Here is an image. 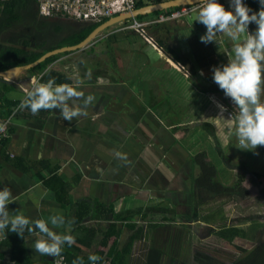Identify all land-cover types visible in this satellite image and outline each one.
<instances>
[{"label":"crops","instance_id":"obj_1","mask_svg":"<svg viewBox=\"0 0 264 264\" xmlns=\"http://www.w3.org/2000/svg\"><path fill=\"white\" fill-rule=\"evenodd\" d=\"M195 13L185 19L186 25L168 22L173 25L165 29L166 36L174 31L176 43L170 46L180 51L185 65L174 62L155 33L157 47L145 40L144 44L141 39L130 40L132 31L120 30L119 23L100 32L83 48L58 53L61 55L45 70L33 67L22 72L19 78L28 80L27 86L0 82L5 97L19 101L6 117L0 104V122L9 121L8 135L0 143V187L7 185L14 196L7 205L10 215L20 212L30 219H47L61 212L65 223L50 227L74 236L73 251L84 257H102L101 263L96 260L95 264H116L112 250L125 249L130 239L134 242L127 264H146V255L148 258L153 248L162 254L166 247L174 248L179 235L167 230L168 219L189 224L192 231L199 225V234L225 219L223 209L212 208V198L195 183L199 170L194 156L200 151H190L188 144L179 145L186 136L175 127L189 120L172 108L178 106V100H172V87L163 80L164 75H170L179 81L176 89L180 87L185 95L195 91L199 107H207V112L202 109L203 116L212 108L207 96L235 109L220 89L203 90L197 84L200 79L214 82L212 66L227 62L234 42L224 34L217 37L219 45L200 41L205 26L194 20ZM252 24L250 31L255 28ZM164 33L159 30L160 35ZM49 71L54 83H68L84 96L93 97L86 106L87 115L66 120L59 116L58 108L32 113L26 106L19 107L27 91L43 83L41 78ZM193 79L199 81L195 84ZM178 104L182 109L187 102ZM217 121L209 123L220 133ZM117 151L123 158L115 155ZM113 225L118 234L108 235L105 243ZM2 230L5 240L0 243V264H55L57 258H65L67 243L56 257L42 255L32 248L35 236L9 232L7 226ZM180 240L185 242L182 236ZM189 249L194 250L193 243Z\"/></svg>","mask_w":264,"mask_h":264},{"label":"clouds","instance_id":"obj_2","mask_svg":"<svg viewBox=\"0 0 264 264\" xmlns=\"http://www.w3.org/2000/svg\"><path fill=\"white\" fill-rule=\"evenodd\" d=\"M201 6L196 11L194 20L205 26V31L199 39L203 43L214 42L219 45V34H224L231 41L232 55L226 63L212 66V79L230 97L235 106V115L231 113L227 119L228 127L233 128L238 144L242 149H255L264 145V0H257L259 7L253 10L245 0H228L226 7L221 0H199ZM255 28L249 30V24ZM203 74V70H201ZM50 77L46 82L37 83L27 91L19 103L32 113L39 109L58 108L59 116L66 120L87 115L86 106L92 101L91 95L84 93L68 83H54ZM83 98L79 100V98ZM221 112L223 105H219ZM241 148V147H240ZM117 157L123 154L117 151ZM14 200L10 188L0 187V229L8 227L9 232L23 236L25 232L35 236L32 248L40 254L57 256L62 252V246L71 245L74 236L68 233L60 234L52 226L60 227L65 223L63 214L57 211L45 218H33L16 212L10 215L7 205ZM99 257L89 254L88 260L93 262ZM72 264H83L81 257L73 259Z\"/></svg>","mask_w":264,"mask_h":264},{"label":"trees","instance_id":"obj_3","mask_svg":"<svg viewBox=\"0 0 264 264\" xmlns=\"http://www.w3.org/2000/svg\"><path fill=\"white\" fill-rule=\"evenodd\" d=\"M159 1L164 0H148L150 3ZM221 2L225 4L224 0H221ZM245 2L253 10L259 7L257 0H245ZM144 5L145 3L142 0L137 2L138 8ZM144 17V15H140L138 19L141 20ZM98 25L99 24L86 22L81 23L63 17L47 18L40 16L35 0H13L6 2L0 7V70L34 62L50 50L76 45L84 40ZM254 26L255 24L253 23L252 28H254ZM159 27V24H157L156 26L150 27L149 30L153 29V33L158 34H156L158 43L174 61L181 62L185 65L180 51L163 41L162 35H159ZM173 43H176V38L174 37ZM59 55L61 54L48 57L33 69L40 71L45 70L48 64L54 61ZM209 61H213V59L209 58ZM193 71L195 70L193 69ZM51 72L52 71L45 73L41 81L46 82L50 78ZM195 75L196 72H193V76ZM193 82L196 84L194 79ZM5 90H7V88ZM18 102L17 100H9V98L5 97V93L0 91V104L3 106V109H5L3 110L5 112L4 117L11 112V108L16 106ZM46 111H48V109L41 108L37 112L42 113ZM202 126L204 130H206L205 132H207V135L209 134V136L217 139L211 123L205 122ZM2 141H5V138ZM219 144L220 142L217 139L215 145L212 147L218 151V154H220L224 160H229ZM257 149L259 151H264V145H257ZM194 163L199 170V174L195 178V183L197 187L204 192L205 195L210 196V198L215 196H228L230 198L246 199L251 196V190L249 186H247V184H251L258 192L256 196L258 202H264V173L241 166L237 181L232 186H229L218 180L216 166L209 161L206 152H199L196 154L194 156ZM262 220L264 221V216ZM111 228L112 232H108L105 237L118 234L116 226L113 225ZM215 233L225 247L234 249L243 254L242 258L234 264H264V243L251 249L247 254H244L246 250L233 242L236 237L246 235V230L237 226L224 225L216 230ZM108 240L109 237L105 240V243ZM3 241L1 243H3ZM133 242L134 240L130 239L128 246L121 251L116 250V248L112 250V259L116 264H127L126 260L130 254V248ZM72 247L71 244L64 251L65 258L69 264H72L73 259L77 256L82 258L83 264L91 263L88 257H84L80 253L73 251ZM162 259V251L153 248L148 253L146 264H161ZM101 260L102 257H99L98 261H100V263ZM109 260H111V257Z\"/></svg>","mask_w":264,"mask_h":264},{"label":"rangeland","instance_id":"obj_4","mask_svg":"<svg viewBox=\"0 0 264 264\" xmlns=\"http://www.w3.org/2000/svg\"><path fill=\"white\" fill-rule=\"evenodd\" d=\"M142 1H144L145 4L150 3L148 2V0ZM225 2L227 7L228 0H225ZM200 6L201 4L192 6V12L194 13L195 11H198ZM179 21H181V23H184L182 25L187 24V21L184 18H180ZM175 24L178 25L177 23ZM166 25L167 26H160L159 30L164 33L166 32L165 29L168 27V25L172 26L173 24L167 23ZM153 32V29L148 30L149 35L156 39L154 37L156 35H154ZM173 33L174 31H172V35L170 33L169 36H166V34H168L167 32L162 35L166 39V44H173ZM128 37L130 40L136 41H139L141 39L138 34L133 32H130ZM142 43L144 44L145 42L142 40ZM206 61L207 58H205L203 62ZM171 64H173L174 66V63L171 62ZM183 71L185 72L186 70ZM163 80L172 87L170 91V93L173 95L172 100H178V103L187 102L188 105L180 109L178 107L179 104L177 103L176 105L178 106L172 107L173 109L177 108L178 114H180V112L183 113V115L192 122L188 124L189 127L186 128L188 130L186 131V133H184V136H186L185 141L179 142V145L185 146L186 144H188L190 151L195 150L206 152L209 161L216 166L218 180L229 186H232L237 181L241 166H245L250 170L264 173V151H259L257 149V146L255 147V149H242L243 146L238 144L237 138L234 134V126L231 130L228 127L227 114L225 112H221V109H219L215 105V103L209 98V96H207L208 99H206V101L211 104L214 110H212V108H209L210 113L208 114V116L206 113V115L203 116L202 109L205 110L204 112H207V107L205 106L203 108L202 105L201 108L199 107L200 103L198 102L197 98L198 94L195 91L192 95H185L180 87L176 89V83L180 84L179 81H175V79H173L170 75H164ZM197 84H199L200 89L206 88L207 90L209 89L213 91H217L218 89H220L216 83L211 82L210 80L207 81L200 79ZM220 91L221 95L224 96L223 90L220 89ZM232 108L228 107L229 110H227V112L232 111L235 114L236 109ZM220 116H222V119L220 121H217ZM214 121H217L218 127L222 129L220 133H215L217 134V138L220 141L219 145L224 150L223 152L229 158V160H224V158H222L220 154H218V151L212 147L211 143L213 142L215 144L217 139L209 136V134L207 135V132H205L203 129V123ZM247 186H249L251 190V196L246 199L230 198L228 196H215L211 199L213 204H215V206H211L212 208H222V213L224 212L227 214L225 215L224 220H220V223L216 224V228H210L209 230L205 229L204 231H202V233L199 234L196 231L200 229L199 225H194L195 228L193 229V232L191 225L182 223L179 220H176V218L168 219V226H166V224H159V226L168 227L167 230L169 232H172V235L173 233L179 235V241L174 248L166 247L164 249L161 264L236 263L239 259L242 258L243 254L234 249L225 247L215 233L216 230L224 225L237 226L241 229L246 230V235L238 236L233 240L236 245L243 247L246 250L244 254H247L256 246L263 244L264 221L262 220V218L264 216V202H258V200L256 199L258 192L251 184H247ZM196 234L198 235L196 236ZM181 236L185 240L184 243L180 240ZM190 238L192 239V242L190 241ZM172 241L177 242L174 237ZM191 243H193V249L195 250L194 255H192V252L194 250L191 251L189 249Z\"/></svg>","mask_w":264,"mask_h":264},{"label":"built area","instance_id":"obj_5","mask_svg":"<svg viewBox=\"0 0 264 264\" xmlns=\"http://www.w3.org/2000/svg\"><path fill=\"white\" fill-rule=\"evenodd\" d=\"M13 0H0V7L4 3ZM40 16L52 18L63 17L70 20L80 22H90L93 24H102L107 20L117 17L119 15L132 13L136 10L137 2L139 0H35ZM192 6L175 7L166 9L164 11H157L151 14L144 15L143 19L131 18L121 22L120 30H128L138 34L142 40L153 47L158 44L154 38L148 33L152 26L157 24H164L168 22L179 21L180 18L188 19L192 16ZM228 108H224L225 112L230 118L232 111L227 112ZM235 114L233 113V116ZM9 121L0 122V143L8 135ZM5 239L3 230L0 229V243ZM55 264H68L64 256L55 260ZM93 264V263H92ZM95 264V263H94Z\"/></svg>","mask_w":264,"mask_h":264},{"label":"water","instance_id":"obj_6","mask_svg":"<svg viewBox=\"0 0 264 264\" xmlns=\"http://www.w3.org/2000/svg\"><path fill=\"white\" fill-rule=\"evenodd\" d=\"M198 4H200L199 0H164V1L145 4L144 6L139 7L136 10H134L132 13L119 15L117 17H113L107 20L103 24L97 26L84 40H82L80 43L76 45L64 46L61 48L50 50L44 53L40 58H38L34 62L20 65V66L10 67L6 70H0V82L11 84V85L18 84L16 82H19L20 85H22L23 87L27 86L29 84L28 83L29 81L20 80L19 78L22 72H24L27 69L37 66L39 63L46 60L50 56H53V55H56L58 53L65 52V51L78 50L80 48H83L88 43L92 42L94 38H96V36L100 34V32H102L103 30H105L106 28L110 26L119 24L131 18H137L140 15L142 16V15L151 14L157 11H164L166 9H171L175 7L191 6V5H198ZM174 62L178 64L176 61Z\"/></svg>","mask_w":264,"mask_h":264},{"label":"flooded vegetation","instance_id":"obj_7","mask_svg":"<svg viewBox=\"0 0 264 264\" xmlns=\"http://www.w3.org/2000/svg\"><path fill=\"white\" fill-rule=\"evenodd\" d=\"M178 115H181V114H178ZM189 123H192V122L191 121H189L187 123L185 122L184 125H180V123H179V124L176 125L175 129L177 130V132H180V134L184 136V133H186V131L188 130L186 128L189 127L188 126ZM203 129H204V127H203ZM204 131H206V130H204Z\"/></svg>","mask_w":264,"mask_h":264},{"label":"bare ground","instance_id":"obj_8","mask_svg":"<svg viewBox=\"0 0 264 264\" xmlns=\"http://www.w3.org/2000/svg\"><path fill=\"white\" fill-rule=\"evenodd\" d=\"M160 51V50H158ZM172 63H174L171 59H169ZM175 65V63H174ZM209 98L215 103V105L220 109L219 105H223L220 101H218V99H216L215 97L213 96H209ZM225 108V107H224Z\"/></svg>","mask_w":264,"mask_h":264}]
</instances>
